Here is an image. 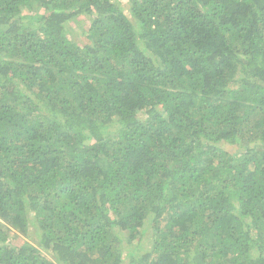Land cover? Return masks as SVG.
Returning a JSON list of instances; mask_svg holds the SVG:
<instances>
[{
  "label": "trees",
  "instance_id": "trees-1",
  "mask_svg": "<svg viewBox=\"0 0 264 264\" xmlns=\"http://www.w3.org/2000/svg\"><path fill=\"white\" fill-rule=\"evenodd\" d=\"M0 264H264V0H0Z\"/></svg>",
  "mask_w": 264,
  "mask_h": 264
},
{
  "label": "rangeland",
  "instance_id": "rangeland-1",
  "mask_svg": "<svg viewBox=\"0 0 264 264\" xmlns=\"http://www.w3.org/2000/svg\"><path fill=\"white\" fill-rule=\"evenodd\" d=\"M114 1H117V2H119V4H120V6L122 7H126V4L128 3V0H114ZM127 6H129V5H127ZM124 11H125V9H124ZM126 11H127V8H126ZM126 13V12H125ZM73 26V27H72ZM71 26V28H72V33H74V36L76 35V37H78V38H80V36H81V34H82V30H80V26H77V25H72ZM87 38V36H82V39H86ZM230 150H232V149H235L236 150V148H229ZM16 235H18V236H20V237H22L20 234H17V232H12V235H11V238H13V239H16L15 238V236ZM25 239H29V241L30 242H33L34 240H35V238L33 237V235H30L29 237H27V238H25Z\"/></svg>",
  "mask_w": 264,
  "mask_h": 264
}]
</instances>
